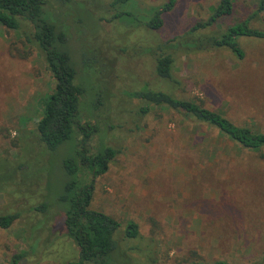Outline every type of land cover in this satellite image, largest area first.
Returning a JSON list of instances; mask_svg holds the SVG:
<instances>
[{
    "label": "rangeland",
    "instance_id": "rangeland-1",
    "mask_svg": "<svg viewBox=\"0 0 264 264\" xmlns=\"http://www.w3.org/2000/svg\"><path fill=\"white\" fill-rule=\"evenodd\" d=\"M167 1L112 5L114 0H71L62 5L49 0V12L43 8L47 20L66 36L74 83L85 88L78 119L98 129L89 148L118 151L107 172L94 179L91 208L122 226H138L136 239L118 245L127 264L261 262L264 149L243 150L214 128L167 108L154 107L141 116L137 112L143 103L124 92L143 87L167 92L264 133V41L239 40L245 54L241 60L225 49L181 52L172 81L162 80L149 49L177 36L182 39L218 0H175L159 31L141 26L139 17H113L141 15ZM234 1L227 24L249 18L258 3ZM21 24L16 31L0 25V216L21 214L9 228H0V264H12L23 252L19 264H64L76 258L77 248L63 227L55 226L51 247L33 254L26 227L33 216L26 211L43 200L44 185L50 202L62 193L67 181L62 162L74 155L81 135L47 153L25 133L35 130L54 79L33 42L32 26ZM251 25L264 28V13L253 17ZM20 163L26 169L16 171ZM82 180L89 182L90 177Z\"/></svg>",
    "mask_w": 264,
    "mask_h": 264
},
{
    "label": "trees",
    "instance_id": "trees-1",
    "mask_svg": "<svg viewBox=\"0 0 264 264\" xmlns=\"http://www.w3.org/2000/svg\"><path fill=\"white\" fill-rule=\"evenodd\" d=\"M54 1L65 5L71 0ZM128 1L130 0H114L112 5ZM48 3L49 0H0V25L16 31L21 29L22 22L30 24L33 42L43 56L45 68L54 79V90L43 102L42 116L36 123L35 130L25 133L34 136L36 145L47 153L55 152L66 142L75 139L76 133L81 135L74 155L62 162L67 178L62 193L50 202L49 189L44 185L43 200L30 205L26 211L33 216L26 224L28 246L33 254L47 250L54 243L52 235L55 226L61 225L64 235L77 248L76 258L64 264H117L116 255L120 257L121 263L127 264L124 252L119 251L118 245L122 240L136 239L139 235L138 226L133 222L122 226L114 218L91 208L94 179L107 172L118 151L109 146H100L92 151L89 148L90 138L98 129L88 123L81 124L78 119L80 98L85 94V88L74 83L76 72L66 50L65 34L57 31L56 26L43 15L44 7L49 12ZM174 5L175 0H168L148 12H141V15L124 12L115 14L113 18L127 17L133 20L139 17L141 26L159 31L164 25L165 15L172 11ZM235 7L234 0H218L210 8L208 17L184 32L180 36L182 39L177 36L149 49L155 58L156 76L172 81L174 61L181 52L195 54L225 49L241 60L245 54L239 40L264 41V28L251 25L253 17L264 13V0H258L257 8L249 18L227 24L233 17ZM24 36L29 42V37L26 34ZM124 94L143 103L137 112L141 116L147 115L154 107L167 108L196 123L214 128L243 150L260 153L264 149V133L251 127L236 125L218 111L204 108L193 101L178 99L167 92L145 87L137 91H126ZM22 165L23 163L17 165L15 170L21 171ZM84 175L90 177L89 182L82 180ZM20 217V213L0 216V228H9ZM24 256V252L14 256L12 264H19ZM185 264L207 263L198 260ZM212 264L228 263L219 260ZM248 264H264V257L261 262Z\"/></svg>",
    "mask_w": 264,
    "mask_h": 264
}]
</instances>
